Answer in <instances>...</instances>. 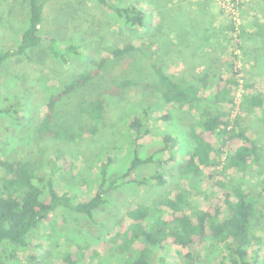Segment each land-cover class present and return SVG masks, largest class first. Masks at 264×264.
<instances>
[{
	"label": "rangeland",
	"instance_id": "obj_1",
	"mask_svg": "<svg viewBox=\"0 0 264 264\" xmlns=\"http://www.w3.org/2000/svg\"><path fill=\"white\" fill-rule=\"evenodd\" d=\"M128 2L136 3L146 11L148 27L130 30L120 18L107 13L94 0L47 1L41 34L57 38L62 46L68 42L77 44L80 51L67 54V61H64L52 54L44 41L32 49L29 56L8 60L0 71V107L8 106L13 115H0V156L7 154L15 159L28 160L37 173L50 170L51 159L61 156L60 163L65 169L58 174L60 191L82 201L96 193L100 164L107 162L108 157L113 160L111 170L122 171L129 164L134 150L141 156L149 155L164 144V135L170 133L184 138L190 125L198 121L200 104L182 107L174 104L167 110L156 92H144L141 82L154 83L157 79L152 63L162 66L171 76L187 80L206 72L216 79L220 75L227 76L232 55L226 29L238 21L240 28L245 25L254 35L240 42L235 40L233 44L236 52L233 53L237 55L234 62L241 72V86L236 103L231 106V120L235 114H241L239 103L245 94L264 93V0H124L118 4ZM28 18L27 0H0V49L12 48L19 43ZM259 26L263 27L262 34L258 32ZM130 41L136 42L135 50L117 57L108 53L101 74L58 103L53 128L81 133L82 136L71 141L51 136L38 138L41 115L46 110V100L51 92L73 81L87 68L88 59L96 58L99 51L109 52ZM125 78L134 79L139 86L128 93L126 100L110 99L99 123L82 112L81 107L87 106L99 90ZM248 80L253 83L252 88L244 86ZM210 90L201 86V97L208 96ZM154 104L160 108L155 109ZM148 107L152 109L146 116L144 110ZM164 112H169L171 118H162ZM136 113L144 115V120L152 127L150 132L139 137L129 127ZM22 114H26L27 121H14ZM246 124L260 146L259 159L250 162L246 171L231 173L234 176L229 178L242 179L254 194L258 196L260 193L261 207L264 208V110L257 109L250 114ZM94 125L98 130L90 133ZM184 145L183 141L177 145L178 157L184 153ZM230 147L225 141L221 165H215L193 183L181 179L177 164L171 160L165 161L163 168L156 164L141 165L136 169L135 177L148 178L161 171L165 183L153 180L111 190L107 194L109 202L95 211L96 223L74 211L62 209L44 222L30 245L18 250L15 256H6L0 247V261L3 264H65V253L70 252L79 258L78 264L123 263L130 254L119 250V239L123 237L119 221L131 203L138 200L153 206L180 186L191 192L196 206L206 209L220 194L218 181L229 179L231 170L223 174L222 166L223 159L231 152ZM169 155L170 152L166 151L163 158H169ZM5 175V169L0 166V192L3 191ZM260 234L264 237V232ZM167 243L170 251L168 264H179L182 254L189 250L200 256L199 264H220V255L207 254L209 247L204 241L191 249L170 241ZM257 248L263 255L261 264H264V246Z\"/></svg>",
	"mask_w": 264,
	"mask_h": 264
},
{
	"label": "trees",
	"instance_id": "obj_2",
	"mask_svg": "<svg viewBox=\"0 0 264 264\" xmlns=\"http://www.w3.org/2000/svg\"><path fill=\"white\" fill-rule=\"evenodd\" d=\"M29 18L26 29L23 31L19 43L14 47L0 49V71L3 65L12 58L29 56V52L47 42L49 50L57 57L67 61V54L78 52L79 45L66 43L65 46L55 37H44L41 24L45 20V5L49 0H27ZM107 13L120 18L126 28L133 30L139 27H148L146 11L133 2L118 4L124 0H94ZM259 33L263 27L259 26ZM234 31H238L234 38ZM226 40L231 48V58L227 76H216L206 72L203 75L187 80L184 77L176 78L166 73L162 66L152 63L151 68L157 79L154 83L141 82L145 93L156 92L167 110L174 104L182 107L200 104L198 121L192 123L184 138L173 134L164 135L161 146L146 156L139 155L134 150L129 164L122 171L111 170L112 157L100 164V175L97 179V191L85 201L79 200L68 192L60 191L59 172L65 169L60 163V157L51 159V168L43 173H37L33 164L28 160L15 159L11 155L0 156V166L6 175L3 179V191L0 192V247L7 255L15 256L20 249H26L34 234L42 224L51 219L52 215L62 209H69L91 222L96 223L95 211L109 202L107 194L117 187L127 184H147L156 180L165 183L164 173L154 172L151 176L137 178L136 169L141 165L156 164L164 167L165 161L177 164L181 179L191 183L202 175L209 173L215 165H221L220 156L225 143H229L230 153L223 159V174L229 171V177L236 172L246 171L252 161L259 159V144L249 132L246 124L248 116L257 109L264 110V93H248L239 103L241 114H235L231 120V106L236 103V96L241 86L240 71L236 68L233 51L235 40H245L254 34L247 31L245 25L239 30L234 26L226 29ZM137 48L134 41L116 46L109 52L99 51L96 58H89L87 68L79 73L70 83L51 92L46 100V110L41 115L38 138L51 136L56 139L74 140L81 133L68 130H56L52 123L57 105L70 93L86 87L99 76L107 62L108 53L121 56ZM243 48V47H242ZM244 49V48H243ZM234 52V53H233ZM139 83L131 78H125L111 87L98 91L89 104L81 107L82 112L91 116L99 123L110 99L126 100L129 92ZM201 86L209 87L211 92L201 97ZM246 88H252L253 83L246 81ZM155 109L160 108L154 104ZM151 107L144 110L148 116ZM0 115L13 116L8 106L0 107ZM13 118V117H12ZM142 114H135L131 118L130 128L139 137L147 134L152 127L144 120ZM162 118L170 119L169 112L163 113ZM14 121H27L26 114L17 115ZM98 126L94 125L90 133H96ZM86 133V132H85ZM89 133V132H87ZM182 137V136H181ZM219 139H217V138ZM2 137L0 136V141ZM183 141L184 153L178 157L176 147ZM235 144V145H234ZM170 152L169 158H163L165 152ZM231 173L234 175L231 176ZM228 174V173H227ZM221 191L216 201L206 209L199 208L193 202L191 192L176 186L168 195L160 199L153 206L145 205L134 200L125 215L120 218L119 250L128 252L129 258L120 264H168L170 251L169 242L184 249H191L197 243H207V254L220 255V264H261L263 255L259 252L264 243V208L261 207L260 193L258 196L251 188L245 186L242 179L219 180ZM166 215V217H165ZM2 256V253H0ZM199 255L190 250L183 253L179 264H199ZM209 259V257H208ZM79 258L66 252L63 258L65 264H78ZM0 264L3 262L0 261Z\"/></svg>",
	"mask_w": 264,
	"mask_h": 264
},
{
	"label": "built area",
	"instance_id": "obj_3",
	"mask_svg": "<svg viewBox=\"0 0 264 264\" xmlns=\"http://www.w3.org/2000/svg\"><path fill=\"white\" fill-rule=\"evenodd\" d=\"M239 26H240V24L238 23V21H234V27H235L236 30H239L240 29ZM237 34H238V31H234V38L235 37L237 38Z\"/></svg>",
	"mask_w": 264,
	"mask_h": 264
},
{
	"label": "crops",
	"instance_id": "obj_4",
	"mask_svg": "<svg viewBox=\"0 0 264 264\" xmlns=\"http://www.w3.org/2000/svg\"><path fill=\"white\" fill-rule=\"evenodd\" d=\"M226 37H227V32H226ZM228 42V41H227ZM228 45H229V43H228Z\"/></svg>",
	"mask_w": 264,
	"mask_h": 264
}]
</instances>
